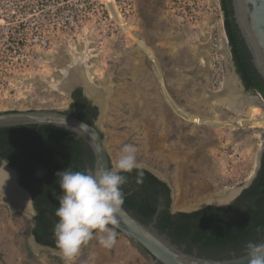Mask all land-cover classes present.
<instances>
[{"label": "rangeland", "instance_id": "obj_1", "mask_svg": "<svg viewBox=\"0 0 264 264\" xmlns=\"http://www.w3.org/2000/svg\"><path fill=\"white\" fill-rule=\"evenodd\" d=\"M109 22L85 21L86 31L62 37L60 46L16 53L18 62L8 68L0 89V113L70 110L72 95L59 84L73 60L84 56L91 83L106 90L94 98L105 103L102 119L95 122L112 167L122 148L134 145L142 168L168 184L172 208L180 212L214 204L210 200L222 191L237 193L253 181L264 116L236 115L208 99L223 89L231 70L230 53L227 61L222 52H230L229 44L222 42L218 56L211 50L206 61L211 64L197 62L195 56L209 50L200 43L206 41L200 36L205 28L183 27L169 16L165 0H135L120 32L104 33ZM245 97L264 110L255 94ZM190 114L193 122L186 118ZM33 229L26 211L0 198V264H64L59 250L33 247ZM115 232L113 247H102L94 235L71 264H155L134 241Z\"/></svg>", "mask_w": 264, "mask_h": 264}, {"label": "trees", "instance_id": "obj_2", "mask_svg": "<svg viewBox=\"0 0 264 264\" xmlns=\"http://www.w3.org/2000/svg\"><path fill=\"white\" fill-rule=\"evenodd\" d=\"M220 1L237 72L247 90L260 92L264 97V80L252 64L251 55L235 23L232 0ZM72 99V107L64 113L94 124L99 115L98 108L84 97L81 89L73 93ZM194 115L186 118L193 122ZM3 160L19 171L22 185L34 197L38 215L32 234L36 241L57 249L53 227L58 222L55 211L59 206L57 197L61 189L56 173L64 169L93 170V150L83 139H77L63 128L35 125L6 127L0 128V165ZM142 169L143 183L136 182L135 170L124 174L128 176V182L122 187L123 207L149 225L162 201L164 209L159 213L155 226L174 244L185 245L187 253L192 254L196 250L202 258L230 260L245 256V245L249 241L264 242V155L256 178L233 203L190 213L172 214L170 187L149 170ZM38 172L43 174L38 177ZM258 228L260 232H257ZM137 247L148 254L140 245L137 244Z\"/></svg>", "mask_w": 264, "mask_h": 264}, {"label": "built area", "instance_id": "obj_3", "mask_svg": "<svg viewBox=\"0 0 264 264\" xmlns=\"http://www.w3.org/2000/svg\"><path fill=\"white\" fill-rule=\"evenodd\" d=\"M134 2L0 0V89L5 88L8 68L18 62L19 56H14L16 53L29 49L50 50L51 47L60 46L62 37H75L85 32L83 24L92 19H99L103 25L110 20L104 33L120 32L130 18ZM165 6L169 16L186 29L205 28L201 39L204 41L206 37L204 44L218 56L222 46L220 31L224 29L220 0H165Z\"/></svg>", "mask_w": 264, "mask_h": 264}, {"label": "water", "instance_id": "obj_4", "mask_svg": "<svg viewBox=\"0 0 264 264\" xmlns=\"http://www.w3.org/2000/svg\"><path fill=\"white\" fill-rule=\"evenodd\" d=\"M232 7L235 23L251 55L252 64L254 65L257 73L264 80V0H232ZM229 51L231 56V48H229ZM231 73L237 79L242 92H244L245 87L243 86L242 80L237 73L234 62L231 64ZM78 88L82 89L84 97L91 102L93 106L98 108V120L102 119L105 111V103L97 102L91 98L85 88L78 84L68 89L67 93L72 95L73 91ZM29 125H35L38 127L54 126L72 132L77 139H83L93 150L95 156V167L93 171L98 168L110 169V156L106 150L104 138L97 122L90 124L59 110L15 111L0 113V128ZM263 154L264 147L260 151L258 169ZM3 167L9 169L7 164L5 166L3 165ZM12 171L16 173L14 170ZM251 182L252 180L243 188L238 189L235 197L231 201L218 205L207 204L201 209L230 205L239 197L242 191L251 184ZM22 191L28 196V192L24 188ZM161 204L158 207V211L154 216L153 221L149 225L139 221L122 205L121 209L116 214V223L109 225V227H112L118 233H121L134 241L136 244L143 247L149 256L154 260L155 264H237L236 261L242 258L213 260L199 257L196 250H194L192 254L187 253L185 245L178 246L177 244H174L166 234H161L156 228L155 225L157 217L161 210L164 209ZM170 212L172 214H176L180 211L174 210L171 205ZM186 213H190V211H187ZM32 243L38 247L50 248L39 244L33 235ZM239 264H247V261H241Z\"/></svg>", "mask_w": 264, "mask_h": 264}, {"label": "clouds", "instance_id": "obj_5", "mask_svg": "<svg viewBox=\"0 0 264 264\" xmlns=\"http://www.w3.org/2000/svg\"><path fill=\"white\" fill-rule=\"evenodd\" d=\"M225 31V28H224ZM225 36L227 38L226 32ZM227 44L228 38H227ZM232 58V54H231ZM137 173V183H143L142 165L137 159L134 145H125L111 169L71 171L64 169L57 172L61 194L57 197L59 206L55 216L58 222L53 227L56 248L64 261H71L78 254L82 245L94 235L99 236V244L108 249L115 245L117 233L109 225L116 223V214L124 203L123 185L133 171ZM9 180V173L0 168V185ZM25 211L30 219L38 212L29 200ZM261 229H257L260 232ZM246 255L236 262L264 264V242L249 241L245 245Z\"/></svg>", "mask_w": 264, "mask_h": 264}, {"label": "bare ground", "instance_id": "obj_6", "mask_svg": "<svg viewBox=\"0 0 264 264\" xmlns=\"http://www.w3.org/2000/svg\"><path fill=\"white\" fill-rule=\"evenodd\" d=\"M221 31H223V37H224V47L227 46L226 42V36L225 31L221 28ZM222 40V39H221ZM227 49V48H226ZM226 49H222V52L224 53L225 59L228 61L229 58V52ZM86 58L84 56H81V58H77L73 60L72 67L68 69L64 76V80L60 82L59 88H62L64 91H68L72 86L74 85H84L86 92L88 95H90L91 98H101L103 95H105L106 90L97 88L93 86L89 79L88 69L86 68ZM229 65V64H228ZM230 67V66H229ZM232 75L231 70H228L227 80L223 83V89L214 93L208 95L209 103L212 102V105L214 106H222L225 109L235 113L236 115L245 114L247 115V118H257V117H263L264 116V110L259 106H256L255 101L252 99H248L242 94V90L238 84L237 79ZM99 102V101H98ZM253 104V105H252ZM261 149L264 147V138L262 139L261 143ZM6 172L9 173V180L5 183V185H1V189L4 191L2 192L0 189V193L4 195V201L7 202V204L12 207V209L18 208L17 205H22L20 209H26V202L28 200L26 199L25 195L21 193L20 191H17L15 188L19 189L17 182L16 186L14 184V179L12 180V174L15 177L14 172L8 171L7 168L5 169ZM4 187V188H3ZM21 190V189H19ZM22 191V190H21ZM221 192V191H220ZM232 190H224L222 193L216 195L215 199L210 200L214 204L218 205L217 203H226L227 200H231L233 197H235L236 192H233ZM215 196V195H214ZM20 203V204H19ZM35 245L33 244V247ZM38 247V246H36ZM41 248V247H38Z\"/></svg>", "mask_w": 264, "mask_h": 264}, {"label": "flooded vegetation", "instance_id": "obj_7", "mask_svg": "<svg viewBox=\"0 0 264 264\" xmlns=\"http://www.w3.org/2000/svg\"><path fill=\"white\" fill-rule=\"evenodd\" d=\"M235 67H236V66H235ZM236 70H237V69H236ZM237 73H238V72H237ZM239 76H240V75H239ZM240 78H241V77H240ZM241 80H242V79H241ZM242 83H243V81H242ZM243 86H244V84H243ZM244 87H245V86H244ZM78 89H80V88H78ZM76 90H77V89H76ZM76 90H74L73 93H74ZM81 90H82V89H81ZM73 93H72V96H73ZM242 94L245 95V96H246V95L250 96V95H254V94H255V95H256L255 98L257 99V101H259V102L261 103V106H263V108H264V97H263V95H262L260 92H254V91H252V90H247L246 87H245V91L242 92ZM93 99H94V98H93ZM261 108H262V107H261ZM263 136H264V135H263ZM263 155H264V154H263ZM262 157H263V156H262ZM261 162H262V158H261ZM261 162H260L259 169H258V171H257V173H256V176H257V174H258V172H259V170H260ZM6 164H7V166L9 167V169H7V170H10V171L14 170V171L16 172V173H14V174H15V176H16V182H17V185H18L19 189L22 190V189L24 188V189L28 192V196H27V195L22 191V192L27 196V200H32V204H33V206L35 207L34 197H33V195L30 193V191H29L26 187H24V186L22 185V183H21V174L19 173V171L16 170L15 168H13V167H12L7 161H5V160L2 161V163H1V165H0V168H3L2 166H3V165H6ZM5 169H6V168H4V170H5ZM10 171H9V172H10ZM12 172H13V171H12ZM10 173H11V172H10ZM11 174H12V176H13L14 184H15V186H16V183H15V177H14L13 173H11ZM39 174H40V175H39ZM42 174H43L42 172H38V173H37V176L40 177ZM256 176H255V178H256ZM255 178H254V179H255ZM254 179H253V180H254ZM252 182H253V181H252ZM252 182H251V184H252ZM251 184H250V185H251ZM250 185H249V186H250ZM249 186H248V187H249ZM248 187H247V188H248ZM16 188H17V186H16ZM0 189H1V187H0ZM17 189H18V188H17ZM245 189H246V188H245ZM245 189H244V190H245ZM21 190H20V191H21ZM244 190H243V191H244ZM243 191H242V192H243ZM241 194H242V193H241ZM241 194H240V195H241ZM240 195H239V196H240ZM0 198H3V200H4V195H3V193H2V195H1V193H0ZM5 202H6V201H5ZM27 203H28V202H26V204H27ZM6 204H7V202H6ZM19 204H20V203H19ZM8 206H9V205H8ZM17 207H18V208H16V209H20V208L22 207V205H21V206H20V205H17ZM35 209H36V208H35ZM22 210L25 211V209H22ZM36 211H37V210H36ZM35 218H36V217H35ZM35 218H34V228H35V224H36V220H35Z\"/></svg>", "mask_w": 264, "mask_h": 264}, {"label": "crops", "instance_id": "obj_8", "mask_svg": "<svg viewBox=\"0 0 264 264\" xmlns=\"http://www.w3.org/2000/svg\"><path fill=\"white\" fill-rule=\"evenodd\" d=\"M224 30V29H223ZM220 36H221V39H222V42L224 41V37H223V31H220ZM204 48H209V50L207 49L206 50V53L204 54V56H202V58H201V56H195V60L197 61V62H201L202 64H206V63H208V64H211V62H206L207 61V59L209 58V57H211L210 55V52H211V47H209L208 45H204ZM209 66V65H208Z\"/></svg>", "mask_w": 264, "mask_h": 264}]
</instances>
